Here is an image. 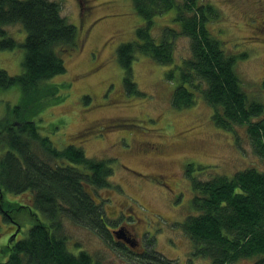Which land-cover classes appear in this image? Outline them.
<instances>
[{"label": "rangeland", "instance_id": "374dc122", "mask_svg": "<svg viewBox=\"0 0 264 264\" xmlns=\"http://www.w3.org/2000/svg\"><path fill=\"white\" fill-rule=\"evenodd\" d=\"M54 1L60 4L61 15L76 27L78 45L73 54L64 57V75L48 81L59 87V97L44 101L37 114L41 134L57 148L71 144L82 148L87 158L114 160L111 187L92 195L103 203L109 234L99 237L65 219L61 234L68 239L69 249L90 254L94 264H148L143 257L157 251L178 264H211L207 258L192 255V241L180 227L193 214L191 178L231 177L249 167L264 171V159L253 151L243 127L236 126L235 132L216 127L211 121L212 110L201 98L192 107L175 109L170 98L177 82L166 79L169 66L138 55L132 71L137 89L144 94L123 92V72L115 50L132 41L136 27L143 24L131 0ZM198 3L214 8L207 30L224 53L239 56L234 67L244 91L264 102L260 87L264 79V0ZM173 15L174 11L157 15L151 32L158 41L168 27L177 30L171 36L172 54L180 64L191 56V41L178 32ZM5 30L19 45L26 37L20 24L8 25ZM23 53L22 46L0 49V68L9 76L18 75ZM19 95V87L0 88V125ZM189 166L193 170L187 175ZM5 194L11 203L30 205V212L14 213L11 222L0 214V262L8 259L10 239L24 238L32 227L35 217L31 213L44 221L28 203L30 193ZM116 231H122V237L118 238ZM121 241H137V245L131 247L130 243L124 249Z\"/></svg>", "mask_w": 264, "mask_h": 264}, {"label": "trees", "instance_id": "16d2710c", "mask_svg": "<svg viewBox=\"0 0 264 264\" xmlns=\"http://www.w3.org/2000/svg\"><path fill=\"white\" fill-rule=\"evenodd\" d=\"M131 1L143 24L136 27L132 41L115 50L123 72V92L144 94L137 89L132 71L138 55L169 66L166 79L177 82L170 98L175 109L192 107L201 98L212 110L211 121L216 127L230 132L243 127L253 151L264 159V102L251 98L242 88L234 67L239 56L224 53L209 35L207 23L215 15L214 8L198 0ZM167 11H174L178 32L191 41V56L180 64L172 54L171 36L177 30L168 27L158 41L151 32L154 18ZM11 24H20L26 33L20 45L6 33L5 27ZM77 39L76 27L61 15L58 2L0 0V49H24L18 75L9 76L0 68V88L20 89L18 103L0 125V214L11 222L14 213L30 212V205L5 199V193L28 192V203L44 217L43 221L31 213L35 217L32 227L24 238L10 239L8 259L0 264H94L90 254L69 249L68 239L61 234L65 219L99 237L109 234L103 203L92 195L111 187L114 160L87 158L82 148L71 144L55 147L41 134L37 116L44 101L59 97V87L48 81L64 75V57L77 49ZM260 87L264 90V79ZM187 170L189 175L193 169L189 166ZM190 186L193 214L180 227L192 241V255L207 258L211 264H264V171L249 167L231 177H192ZM143 259L148 264H178L158 251Z\"/></svg>", "mask_w": 264, "mask_h": 264}, {"label": "flooded vegetation", "instance_id": "af4514ba", "mask_svg": "<svg viewBox=\"0 0 264 264\" xmlns=\"http://www.w3.org/2000/svg\"><path fill=\"white\" fill-rule=\"evenodd\" d=\"M124 235V234H123ZM122 242V241H121ZM130 243H131V245H130ZM130 243H127V242H122V244L123 245H130L131 247H134V245H137V241H135V244H134V242H130ZM133 245V246H132Z\"/></svg>", "mask_w": 264, "mask_h": 264}, {"label": "water", "instance_id": "95a60500", "mask_svg": "<svg viewBox=\"0 0 264 264\" xmlns=\"http://www.w3.org/2000/svg\"><path fill=\"white\" fill-rule=\"evenodd\" d=\"M121 232H122V231H119V232H117V231H116V233H115V234H117V237H118V238H119L120 236L122 237V235H120V234H121Z\"/></svg>", "mask_w": 264, "mask_h": 264}]
</instances>
